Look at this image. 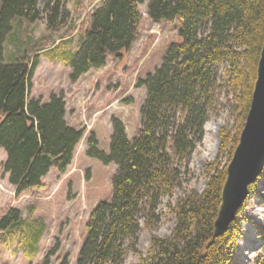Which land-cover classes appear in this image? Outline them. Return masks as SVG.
Segmentation results:
<instances>
[{
  "label": "trees",
  "instance_id": "trees-1",
  "mask_svg": "<svg viewBox=\"0 0 264 264\" xmlns=\"http://www.w3.org/2000/svg\"><path fill=\"white\" fill-rule=\"evenodd\" d=\"M82 2L76 0L79 11ZM145 2L153 21L181 20L180 40L172 44L161 66L139 81L147 97L138 135L130 139L124 123L114 118L109 152L99 148L95 132L88 139V155L117 165V172L111 201H101L87 220V237L77 264H123L128 248L139 255L141 264H238L242 228L237 219L247 202L228 230L216 234L227 177V167L218 164L209 165L208 171L214 173L202 193L179 197L170 206L176 218L171 237L153 233L146 255L137 250L136 242L139 213H145L149 230L159 222L161 199L172 195L183 175L178 160L188 167L192 151L204 136L220 63L227 62L234 75L244 79L245 62L248 76L242 102L247 117L264 43V0H102L80 27L78 49L56 57L70 66L72 81L104 67L109 56L120 57L132 48L142 29L140 5ZM66 15L65 0L0 2V149L7 152L3 168L15 187L16 199L27 192L39 195L52 168L65 172L84 136L83 130L68 122L63 95L52 94L49 102L30 97L40 54L55 52L56 46L42 44L33 52L28 48L33 36L19 38L15 33L17 27L22 30L23 25L44 16L49 30H57ZM10 35L17 50L6 57ZM220 138L221 151H225L231 137L222 130ZM238 140L236 136L234 144ZM259 192V182L252 184L249 197ZM260 196L264 204V195ZM23 219L20 210L11 208L0 218V231L13 233L26 225ZM252 222L261 240L254 264H264V227ZM29 234L32 257L37 247L31 245L38 242L40 233L30 228Z\"/></svg>",
  "mask_w": 264,
  "mask_h": 264
},
{
  "label": "rangeland",
  "instance_id": "rangeland-1",
  "mask_svg": "<svg viewBox=\"0 0 264 264\" xmlns=\"http://www.w3.org/2000/svg\"><path fill=\"white\" fill-rule=\"evenodd\" d=\"M101 4L102 0H83V9L79 11L76 0H65L67 15L57 30H49L45 16L35 23L23 25L22 30L16 28L19 38L28 39V34L33 36L28 47L30 51L36 52L42 44L56 46L55 52L46 50L40 54L30 97H40L49 102L47 99L51 94L63 95L68 122L83 130L84 136L65 172L52 168L43 179L45 188L39 195L27 192L19 199L15 198V187L3 168L7 152L5 154L0 149V218L11 208H16L26 221V225L17 227L13 233L0 231V264H77L87 237V220L101 201H111L112 179L117 172V165H107L88 155V139L95 132L99 148L109 152L114 118L124 123L130 139L138 135L142 124L141 110L147 97V89L139 86V81L161 66L172 44L180 40V19L155 22L148 14V2L142 3V29L132 48L120 57L109 56L104 67L93 68L77 81H72L70 66L56 57L78 49L81 25L87 23V14ZM69 31L70 35L66 36ZM5 45L6 57L17 50L12 35ZM242 66L243 78L247 79L248 69L244 61ZM217 68L215 100L204 125V136L192 151L188 167L178 160L183 171L179 185L172 195L161 199L158 206L160 220L150 230L145 225V213H139L141 228L136 247L144 255L150 248L153 233L162 238L173 235L176 218L170 206H175L179 197L202 193L214 173L208 171L209 165L227 167L233 157L238 144H234V139L240 137L247 118L242 102L246 80L238 79L227 62L220 63ZM222 130L231 137L225 151H221ZM258 182L260 192L248 198L245 210L237 219L242 228L236 252L238 264H254L261 251V240L252 220L264 227V204L260 196L264 195V174ZM30 228L40 233L38 242L31 245L37 247L32 257L28 254ZM123 264H141L140 257L128 248Z\"/></svg>",
  "mask_w": 264,
  "mask_h": 264
},
{
  "label": "water",
  "instance_id": "water-1",
  "mask_svg": "<svg viewBox=\"0 0 264 264\" xmlns=\"http://www.w3.org/2000/svg\"><path fill=\"white\" fill-rule=\"evenodd\" d=\"M264 174V43L245 125L227 165L222 203L215 220L216 234L225 233L247 202L250 187Z\"/></svg>",
  "mask_w": 264,
  "mask_h": 264
},
{
  "label": "crops",
  "instance_id": "crops-1",
  "mask_svg": "<svg viewBox=\"0 0 264 264\" xmlns=\"http://www.w3.org/2000/svg\"><path fill=\"white\" fill-rule=\"evenodd\" d=\"M32 82H33V80H32ZM52 95V94H51ZM57 95V94H56ZM59 95V94H58ZM34 98H40V97H36V96H34ZM50 98H51V96H50ZM47 100H50V99H47ZM44 102H46V100H44ZM1 151H3V153H5L6 154V151L4 150V149H1ZM4 217V216H3Z\"/></svg>",
  "mask_w": 264,
  "mask_h": 264
}]
</instances>
